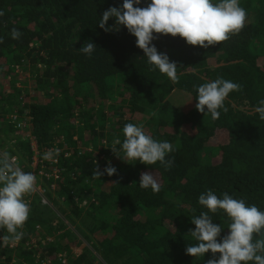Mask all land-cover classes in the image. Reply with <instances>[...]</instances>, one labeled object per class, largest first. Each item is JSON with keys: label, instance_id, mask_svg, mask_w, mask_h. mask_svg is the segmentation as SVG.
<instances>
[{"label": "trees", "instance_id": "obj_1", "mask_svg": "<svg viewBox=\"0 0 264 264\" xmlns=\"http://www.w3.org/2000/svg\"><path fill=\"white\" fill-rule=\"evenodd\" d=\"M122 3L0 0V147L29 172L34 151L12 116L30 117L35 170L43 164L51 171L38 176L46 183L44 195L38 190L25 195L30 213L18 229L23 238L0 241V264H206L210 251L200 260L185 253L187 244L198 243L189 233L195 228L191 217L208 211L198 203L201 193L211 189L223 198L227 192L264 211V120L255 111L264 99V0H239L247 13L244 28L208 48L159 35L152 43L177 62L178 83L158 69L149 71L125 27L109 32L99 27L102 13ZM12 28L22 32L19 40L12 39ZM89 40L97 45L91 57L78 50ZM218 77L243 90L229 93L228 111L212 120L195 108L196 86ZM28 78L31 95L21 84ZM173 90L189 95L188 110L170 103ZM127 123L142 124L154 140L175 146L166 156L174 160L170 170L159 161L127 163L113 153V141L123 142ZM10 137L12 143L4 142ZM47 149L60 150L56 163L43 159ZM116 149L123 157L120 145ZM109 161L117 173L94 178L97 164L103 171ZM148 171L160 182L159 193L139 186L140 174ZM209 215L226 235V213ZM3 235L8 233L0 230Z\"/></svg>", "mask_w": 264, "mask_h": 264}, {"label": "clouds", "instance_id": "obj_2", "mask_svg": "<svg viewBox=\"0 0 264 264\" xmlns=\"http://www.w3.org/2000/svg\"><path fill=\"white\" fill-rule=\"evenodd\" d=\"M141 4L142 0H123L120 6H109L102 13L98 25L105 32L125 27L136 37V46L147 57V63L151 66L149 71L158 69L173 83L179 82L178 64L170 61L169 56L158 51L152 43L159 39V35L180 36L189 45L208 48L228 40L230 34H238L244 28L247 17L239 0H219L215 4L212 0H150L145 7H141ZM3 15L0 11V16ZM110 18H114L112 26L108 25ZM21 36L19 29L12 28V39L19 40ZM2 42L0 39V43ZM96 47L90 41L78 50L91 57ZM242 90V85L218 77L196 86L198 102L195 108L204 115L210 114L212 120H217L221 110L225 113L228 111L225 100L229 93ZM255 111L264 120V99L259 101ZM123 133V142L116 138L111 147L118 158L127 163L139 161L145 165H153L159 161L166 171L171 169L174 160L166 159V156L176 150L172 143L154 140L145 133L142 124L127 123L123 127ZM116 145H120L123 157ZM59 152V149L49 150L43 154V159L56 163ZM105 173L109 176L117 173L110 161L103 171L99 170L97 164L93 177L100 179ZM139 186L143 189L151 188L153 193L161 190L160 182L150 171L140 174ZM36 191V175L25 172L9 153L0 152V230L8 233L0 237L3 244L19 242L23 238V231L18 229L24 228L30 213V205L25 202L24 197ZM198 203L208 211L191 217L195 228L189 229V233L198 243L187 244V255L200 260L210 251L212 258L206 264H264V211L254 204L246 206L243 199H234L227 192L223 193V198H218L211 189L199 195ZM218 210H223L230 219L227 227L229 232L224 236H221V224L214 223L209 215V212L215 214ZM254 236L258 238L254 240ZM217 253L220 254L218 257Z\"/></svg>", "mask_w": 264, "mask_h": 264}, {"label": "rangeland", "instance_id": "obj_3", "mask_svg": "<svg viewBox=\"0 0 264 264\" xmlns=\"http://www.w3.org/2000/svg\"><path fill=\"white\" fill-rule=\"evenodd\" d=\"M18 73H19V75L24 76V77H27L29 75V72L28 71H24L23 72L22 70H20ZM22 81H23L22 79H19V82H22ZM19 82L17 81L16 85H19L18 84ZM31 82H32L31 79H29L27 83L26 82L25 83H21L23 85V88H25L24 89V92L25 93H29L30 95L32 94V88L30 87ZM169 101H170V103H172V105L174 107H176L178 109H182L184 111L188 110L192 106V101L190 100L189 95L187 93H183L182 91H179V90H173L171 92V94L169 95ZM24 117H25V115H21V119L24 118ZM138 117H141V116L138 115L137 118ZM74 118H76V117H74ZM74 120L76 121V119H74ZM19 133L22 136V138H26L27 139V138H29L30 130H29L28 127H26L24 129H21L19 131ZM7 141H9V139L6 140V138H5L4 139V142H7ZM0 152H5V149L0 147ZM37 160H38V156H36V153H35L34 156H33L32 164L29 165V172H31V173H33V174L36 175V177H37V189H38V185H40L41 186L40 187V190H41V193L40 194L44 195L45 190H44V188L42 186L45 185L46 183L44 182L43 178H41V177L38 178V176H40V175H49V173L51 171L49 173H47L46 171H44V168H45V170H48V168H47V166H44L43 164H41L42 167L40 165V169L38 171H36L35 168L37 167ZM16 162L18 163L17 160H16ZM23 165H25V164H21V165L19 164V166L21 168H22ZM40 182L41 183L43 182V184H41ZM65 222H66L67 227L69 229H71L72 231L75 232L74 226L70 225L69 222H68V220H66V219H65ZM76 235H77V238L79 240L83 241L82 237L79 234L76 233Z\"/></svg>", "mask_w": 264, "mask_h": 264}, {"label": "built area", "instance_id": "obj_4", "mask_svg": "<svg viewBox=\"0 0 264 264\" xmlns=\"http://www.w3.org/2000/svg\"><path fill=\"white\" fill-rule=\"evenodd\" d=\"M12 119H13L12 120L13 122H16L15 127L17 129L21 130V129H24L26 127L30 128V122H29L30 121V117H24L22 119H17V115L15 114L14 116H12ZM27 139L30 142V146H31L32 150L34 151V154L36 153V156H37L38 155L37 154L38 150H37V145H36L35 139L31 136V134L29 135V138H27ZM7 140H8V138H7ZM13 141H14V139H12V137H10L9 142L12 143ZM49 150H52V149H47L46 152L49 151ZM13 158L16 160V157L13 156ZM38 161L39 160H37V162ZM53 173H56V170H53ZM37 190L41 193V190H40L39 186H38Z\"/></svg>", "mask_w": 264, "mask_h": 264}]
</instances>
